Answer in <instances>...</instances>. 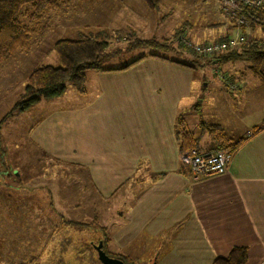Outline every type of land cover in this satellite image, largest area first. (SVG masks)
I'll list each match as a JSON object with an SVG mask.
<instances>
[{"label":"crops","instance_id":"obj_1","mask_svg":"<svg viewBox=\"0 0 264 264\" xmlns=\"http://www.w3.org/2000/svg\"><path fill=\"white\" fill-rule=\"evenodd\" d=\"M125 1L129 2L123 0L121 5L125 6ZM131 1L150 13L141 0ZM207 2L204 9L214 12L217 24L226 20L216 0ZM125 8L145 20L133 4ZM161 24L156 20V28L145 23L142 30L159 33L165 26ZM211 25L214 22L206 30ZM181 27L188 38L186 26ZM232 35L234 30L227 22L225 34L221 32L215 41ZM250 76L232 73L224 79L227 81L216 82L209 98L215 109L212 121L202 114L210 102L203 95L210 81L201 77L195 83L193 70L152 57L124 71L91 72L89 80L85 77L84 95L70 88L61 97L41 100L10 116L0 125V264L34 260L45 264L53 252L49 248H56L50 239L44 240L50 212L60 210L62 204L89 208L94 195L102 201L114 196L120 200L115 223L102 225L109 233L108 253L128 256L136 264H212L232 249L244 248L246 264H261L264 86ZM197 104L198 115L205 120L199 122L218 126L230 141L246 139L232 154L225 174L194 179L179 161L176 119L196 117L193 107ZM6 111L0 113V119ZM185 128L200 137L199 143L208 136L200 127L194 132ZM254 129L260 131L246 137ZM30 147L42 156L35 174L38 182L33 185L32 181L22 184L25 180L12 165L26 161ZM199 149L207 151L200 145ZM79 170L85 174V183L77 174ZM62 171L70 180L63 191L66 200L61 197L59 181L50 183L52 178L61 179ZM13 178L18 183L14 184ZM56 219L60 227V218ZM30 221L34 226L28 227ZM29 229L35 233L31 239L26 238ZM16 242L22 244L15 246ZM29 242L34 243L32 252ZM113 247L117 251H111ZM44 249L51 253L43 261L45 255L38 250Z\"/></svg>","mask_w":264,"mask_h":264},{"label":"rangeland","instance_id":"obj_2","mask_svg":"<svg viewBox=\"0 0 264 264\" xmlns=\"http://www.w3.org/2000/svg\"><path fill=\"white\" fill-rule=\"evenodd\" d=\"M122 1H57L56 7L51 6L45 10V16L42 20H40L39 24L38 22L36 24L33 21H29L28 17L33 13V9L30 6H26L23 9L24 14L22 17H20V21L22 25L28 26L30 29L33 28L35 33L31 35L27 52H17L13 55V58L10 61L0 66V113H2V111H10L12 109L13 105L23 92L28 75L35 68L47 65L57 67L59 65L57 57L53 51V44L56 41L60 39L73 40L78 38V36L81 34H104L102 35L104 36L103 39L108 42V56L103 58L100 62V66L103 69L122 68L140 57L145 56L146 58H149L150 55H155L166 58L167 60L185 63L195 67L194 69H191L193 70V74L196 78L195 83H197L198 79L201 77L210 81V87L203 91V95L204 97L206 96V98H208V101H210V95L214 91V86L216 85L217 81L224 80L232 73L240 76L243 75L247 78L251 77V72L248 70V65L245 62L207 64L209 57L206 58L207 60L205 58L195 59L186 50H178L177 41L170 44L172 49H164L162 47H156L152 45L147 46L146 44H143L144 40L159 42L162 40V36L164 37L163 39H171L177 27L180 28L181 26H186L188 38H186L185 34L183 33L184 35L181 34L179 36V40L181 41L184 48L190 50V52L194 53L195 55H199L196 54L192 47L187 45V43L190 42L191 44H202L217 42L215 40L219 38L218 36L221 32L225 34V26H227L226 20L220 24L216 23V17L212 10L207 9V11H205L204 8L209 3L207 0H163L160 2L157 10H155L156 12L153 11L152 14H150L152 10L146 6V10L148 9V11H150V13L148 12L149 14L145 13L144 9H139V7L136 5V2H132L131 0H129V2H124L125 6L128 4H131L132 6L133 4L137 8V12L139 13L138 15L142 18H145V20H140L136 15H133V12H126L127 10L125 6L121 5ZM141 3L142 5L144 4L142 1ZM156 20L159 23V26L162 25V22L165 25L161 32H151L152 34H147L142 30L145 28L143 26L145 23H149L150 27L154 26L157 28ZM210 22H214V25H211L209 29L206 30V26ZM135 23L137 24L138 28H136ZM42 28L45 29L44 36L40 39L38 37V32ZM247 30L249 31L248 33H246ZM244 33L245 36L253 37L257 39V41H259V39H264V28H257L254 32L249 28H245ZM135 39L137 40L135 43H133ZM262 42L264 41L262 40ZM91 72L95 71H86L84 73L85 77H87V80H89V75H91ZM225 84L227 86L234 85L232 82H226ZM66 88L67 89L65 92L70 90L71 87L67 85ZM45 103L49 104L50 102ZM210 103L211 101L207 104V108H204L202 114H207L206 116L208 120L212 121L211 118L214 114L213 110L215 109L210 107ZM8 111H6L5 114ZM194 112L196 113V117L185 116L186 122L183 121L184 126H187V128L192 132L195 131V127L199 130V119L205 121L203 117L198 115L200 110L199 112ZM178 117L179 116H177V119ZM181 118L183 119V117ZM205 134L207 135V133ZM207 137L208 136H204L199 143L203 149L209 152L221 150V148L213 147L211 141L208 143ZM9 149H11V147H9ZM39 153L40 152L38 150L33 151L30 147L26 161L24 160L18 163L13 162V168H16L21 177H23L22 180H25L22 182V184H30L32 181L33 185L38 182V178L35 176L37 175V166L38 164L40 165L41 162V160L39 161V158L42 157L38 155ZM75 172L76 171L69 173L70 176H74ZM64 173V171L61 172V175H63L61 179L52 178L50 181V183L53 181L57 183V181H59L61 184L60 189L62 193L65 189H68L66 185H68L70 181L69 177L66 176L67 174L64 176ZM77 174H81V181L83 183L87 181L84 172L79 170ZM31 176L34 177L32 178ZM13 182L14 184L16 182L14 178ZM129 182L131 183V180ZM16 183H18V181ZM119 191L121 192L122 189ZM66 196H68L66 193L61 195V197L65 200ZM94 196L95 197L90 200L91 205L87 204L89 208L74 209L72 204H69L68 207L66 206L67 204H64L65 207L62 204L60 210H55L54 213L50 212V221L47 218L45 220L44 240L46 241V239H50L52 241V245L54 242L56 248H49V250L53 251L52 253L47 249H44L43 251L38 250L40 254L43 253L45 255L43 256V261L45 257H47V254L51 253V256L46 259L45 264H60V260H62L64 264H84L91 259V256L95 255V250L94 252H91L88 250V248H91V245L93 244L96 246L98 239L101 238L98 229L93 231L91 229H84V227L80 226L65 225L68 221L81 225H87L92 223V221H95L99 227H102V225L110 226V224L115 223V220L119 215L117 213L120 212L121 209L119 208L120 200H118V197L114 196L109 201H102L97 195ZM47 213H49L48 209L45 212L46 217L48 216ZM56 217L58 219L60 218V227H57L56 225ZM30 226H34L32 221H30L28 224V227ZM36 233L40 235V232L37 231ZM33 234L35 233L32 229L30 230V233L26 235V238L29 237L31 239ZM34 236L37 237V235ZM53 236L54 238H52ZM107 237L109 238L108 232ZM29 243V251L32 252V246L34 243ZM21 244L22 243L17 242L14 243L15 246ZM36 244L37 243H35V245ZM110 247L111 246L109 245V248ZM110 250L113 252L117 251L114 247ZM24 252H26V250Z\"/></svg>","mask_w":264,"mask_h":264},{"label":"trees","instance_id":"obj_3","mask_svg":"<svg viewBox=\"0 0 264 264\" xmlns=\"http://www.w3.org/2000/svg\"><path fill=\"white\" fill-rule=\"evenodd\" d=\"M57 1L66 2L67 0H0V65L12 58L17 52L28 51L31 35L35 32L33 28L30 29L28 26L22 25L20 17L24 14L23 9L26 6H30L33 9V13L29 15L28 19L30 22L33 21L36 24L38 22L39 24L40 20H42L45 16V10L51 6L56 7ZM141 1L147 8L155 11L162 0ZM217 4L220 12L222 13L218 1ZM253 28L257 29L258 27L252 25L249 29ZM44 30L45 29L42 28L38 32V37L40 39L44 36ZM240 30L241 35L245 39L244 42L234 48H229L220 54L209 56L207 64L245 62L248 65L247 68L251 72V75L264 86V42L261 40L257 41L256 39L250 37L247 38L244 35L245 28H241ZM183 33L184 29L183 27H180L175 30L171 39H162L159 42L144 40L143 44H146L147 46L152 45L162 47L164 49H172L170 44L177 41L178 50H186L195 59H206L208 56L195 55L190 52V50L182 46L179 36ZM102 35L104 34H81L78 38L73 40L60 39L56 41L53 44V51L57 57L59 65L57 67L48 65L41 66L35 68L28 75L22 94L19 96L12 109L0 119V125L13 114L25 112L41 100L50 101L61 97L67 89V85H69L76 94L80 96L84 95L86 93L84 75L86 71H95L100 73L124 71L145 58V56L140 57L118 69L101 68L100 62L103 58L108 56V42L103 39L104 36ZM230 37L222 38L217 42H225ZM136 40L137 39H135L133 43H135ZM149 57L167 61L188 69L195 68L185 63L174 62L155 55H150ZM199 109L198 104L193 107V111L199 112ZM199 127L203 133H207L213 147L227 149L232 154L246 140L239 139L236 141H230L224 137L222 130L218 126L208 125L201 120L199 122ZM259 131L260 129H254L252 134L258 133ZM175 135L178 141L180 154L190 149H195L201 152L199 149L200 137H194V135L185 128L183 119L180 116L176 122ZM65 225L80 226L84 227V229H91L93 231L98 229L101 238L98 239L97 244H102L101 249L108 257L118 259L124 264H136L135 261L128 256L115 255L107 252L106 246L109 242L107 231L105 228L101 226L99 227L97 222L92 221L90 224L81 225L68 221ZM94 246L95 244L91 245V248H88V250L94 252ZM246 260V250L244 248H234L225 258L215 259L212 264H246ZM35 262L36 261L34 260L29 264H36ZM60 264H64L62 260H60ZM84 264L101 263L98 261L97 254L95 253V255L91 256V259Z\"/></svg>","mask_w":264,"mask_h":264},{"label":"built area","instance_id":"obj_4","mask_svg":"<svg viewBox=\"0 0 264 264\" xmlns=\"http://www.w3.org/2000/svg\"><path fill=\"white\" fill-rule=\"evenodd\" d=\"M222 13L234 28V35L225 42L191 44L187 43L196 54L214 56L223 51L234 48L244 42L241 28H250L252 25L264 28V0H217ZM234 89L233 86L230 87ZM248 132L246 137H250ZM232 153L227 149L199 152L195 149L180 154V163L188 169L194 179L206 176L222 175L228 170ZM264 264V261L261 263Z\"/></svg>","mask_w":264,"mask_h":264},{"label":"water","instance_id":"obj_5","mask_svg":"<svg viewBox=\"0 0 264 264\" xmlns=\"http://www.w3.org/2000/svg\"><path fill=\"white\" fill-rule=\"evenodd\" d=\"M102 244L98 243L96 246H94V250L97 254V259L101 264H124L118 259H113L108 257L101 249Z\"/></svg>","mask_w":264,"mask_h":264},{"label":"bare ground","instance_id":"obj_6","mask_svg":"<svg viewBox=\"0 0 264 264\" xmlns=\"http://www.w3.org/2000/svg\"><path fill=\"white\" fill-rule=\"evenodd\" d=\"M225 40V39H224Z\"/></svg>","mask_w":264,"mask_h":264}]
</instances>
